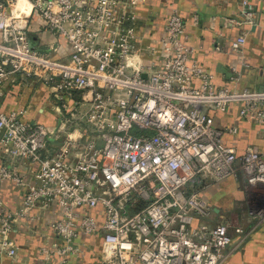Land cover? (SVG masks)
<instances>
[{"label":"built area","instance_id":"2783aa9c","mask_svg":"<svg viewBox=\"0 0 264 264\" xmlns=\"http://www.w3.org/2000/svg\"><path fill=\"white\" fill-rule=\"evenodd\" d=\"M26 1L21 9L20 0H0V98L20 78L36 79L52 88L61 124L0 110V152L11 160L0 164V185L26 190L13 209L0 186V255L17 256L19 219L57 206L53 239L39 249L48 259L81 256L79 239L89 234L101 244L94 264H222L232 232L243 228L216 222L204 192L240 171L250 185L264 184V152L224 145L223 136L237 129L216 126L208 111L238 103L240 118L264 125V90L216 86L214 74L193 60L176 9L145 60L136 27L141 0ZM253 9L243 10L250 26ZM35 28L63 38L68 55L59 44L33 46ZM245 44L240 35L232 48L242 52ZM76 93L86 110L70 109ZM81 122L91 128L84 142L82 133L71 134L65 148L48 153L59 133Z\"/></svg>","mask_w":264,"mask_h":264},{"label":"crops","instance_id":"0c3cea01","mask_svg":"<svg viewBox=\"0 0 264 264\" xmlns=\"http://www.w3.org/2000/svg\"><path fill=\"white\" fill-rule=\"evenodd\" d=\"M247 6L254 8L253 26L245 22L243 10ZM172 9H176L187 24L188 44L194 48L193 60L201 64L207 72L214 74L216 86L264 90L262 0H141L136 9V27L144 46L145 60L150 58L147 54L148 48L158 44L164 34V24ZM31 35L35 38V45L41 49H47L51 44H59L60 54L68 55L69 49L63 38L37 28L32 30ZM240 35H246V44L242 52H236L232 43ZM236 75L239 80L233 81L232 77ZM6 90L7 94L0 98V110L24 109L26 117L33 122H42L50 127L60 126L61 116L55 110L57 102L50 86L33 78H20L18 82L9 84ZM73 97L70 98V109H87V106L81 104L79 93ZM239 109L240 104L232 103L226 111H208L216 126L237 129L236 133H226L223 136V144L234 147L239 154L247 149L264 152V125L259 121L248 122L240 118ZM64 133H59V137H62L60 148L57 144L59 138L50 142L49 154L66 147L68 138L63 143ZM82 134L84 142L86 133ZM10 161L9 157L0 152V164ZM0 186L3 187L7 205L13 209L19 207L26 190L13 184ZM204 196L214 207L216 222L229 221L243 228V234L232 232L233 243L226 251L227 257L222 264H264V186L250 185L240 171L237 176L209 186ZM33 214L37 215V211ZM60 218V209L52 206L34 220L19 219L13 233L19 247L17 256L0 255V264L96 263L101 245L96 235L82 234L80 237L79 242L86 247L83 256H70L63 261L57 256H50L48 259V256L39 252L41 247L48 246L53 239L49 223Z\"/></svg>","mask_w":264,"mask_h":264},{"label":"rangeland","instance_id":"374dc122","mask_svg":"<svg viewBox=\"0 0 264 264\" xmlns=\"http://www.w3.org/2000/svg\"><path fill=\"white\" fill-rule=\"evenodd\" d=\"M52 102H54V104L56 103L54 100ZM77 130H79V132H77ZM64 132L65 133L63 134V143L66 142L67 136H69L71 134L77 135L78 133H87V132L90 133L91 132V128L89 127V125L87 123H82L81 122V124H79V125H77V124L74 125L73 124V127L68 126ZM86 137L87 136H85V140H86ZM58 138H59L58 139L59 140V143L57 142V144H58V148H60L61 147L60 146V143H61L60 142V140H61L60 138H62V137H58Z\"/></svg>","mask_w":264,"mask_h":264},{"label":"bare ground","instance_id":"6f19581e","mask_svg":"<svg viewBox=\"0 0 264 264\" xmlns=\"http://www.w3.org/2000/svg\"><path fill=\"white\" fill-rule=\"evenodd\" d=\"M21 9H25L28 7V2L26 0H20V4H19Z\"/></svg>","mask_w":264,"mask_h":264},{"label":"trees","instance_id":"16d2710c","mask_svg":"<svg viewBox=\"0 0 264 264\" xmlns=\"http://www.w3.org/2000/svg\"><path fill=\"white\" fill-rule=\"evenodd\" d=\"M145 205L143 204V203H140L137 207H136V209H134L135 211L136 210H138V209H140V208H143Z\"/></svg>","mask_w":264,"mask_h":264},{"label":"water","instance_id":"95a60500","mask_svg":"<svg viewBox=\"0 0 264 264\" xmlns=\"http://www.w3.org/2000/svg\"><path fill=\"white\" fill-rule=\"evenodd\" d=\"M34 40H35V38H34V37H32V44H33V46L35 45V42H34ZM260 185H261V186H264V184H258L257 186L259 187ZM257 186H256V187H257Z\"/></svg>","mask_w":264,"mask_h":264}]
</instances>
